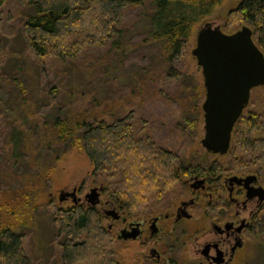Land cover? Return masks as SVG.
<instances>
[{
    "label": "rangeland",
    "instance_id": "obj_1",
    "mask_svg": "<svg viewBox=\"0 0 264 264\" xmlns=\"http://www.w3.org/2000/svg\"><path fill=\"white\" fill-rule=\"evenodd\" d=\"M239 3L240 0H224L213 15L198 24L190 37L186 55L172 64L182 71V78L178 80L169 74L160 42L146 40L155 10L153 0L131 4L124 9L120 25L123 34L119 38L121 45L115 44L118 39L115 37L102 47H87L77 58L67 61L55 56L40 58L30 49L25 22L34 14L31 6L17 0H9L0 6V228L28 221L31 215L33 204L28 205L24 199H11L14 191L21 188L31 193L42 185V179L34 175L20 180L21 174L27 173L28 161H17L16 153L12 151L17 138L13 137L14 131H23L21 135L30 134L34 139L35 142L29 141L26 147H29L27 156L32 163L39 157L36 163L46 164V170L53 167L50 170V189L40 194L39 198L32 197L37 200L36 204L42 206L37 224L30 226L31 229H23V247L30 264H62L63 235L57 234L52 220L62 209L75 205L71 199L59 201L61 190L77 185L78 194L84 197L91 188L102 189L104 185L103 176L95 170L79 144L66 152L56 138L47 137L50 133L45 126H50L56 116L95 123L130 116L137 139L150 138L158 147L176 152L180 162L184 158L186 163L205 162L203 164L207 165L218 162L224 163L223 168L230 169L233 174L247 172L232 170L231 166H227V156L209 153L201 144L204 137L202 104L206 90L202 67L192 52L197 45L198 31L206 22L220 25L225 33L236 32L244 26V23L237 24L229 18L231 10ZM17 82L28 88V103L23 114L19 110L15 114V110L8 108V105L16 107V102L20 105L23 101L19 87L15 86ZM199 106V114L193 112ZM252 112L264 114V85L252 92L244 115ZM16 126H21V131ZM39 133L41 136L38 139ZM49 141L54 142L55 155L62 154L57 162L48 160L46 150L42 149ZM37 144L39 149H35ZM101 192L102 206L95 208L102 215L103 225L109 228L113 221L103 210L109 199L103 195V190ZM190 197L186 177L180 175L169 190H156L129 214L132 218H140L167 211L174 213L180 202ZM83 206L89 208L90 204ZM203 206L204 200L200 198L196 207L191 209L193 218L183 220L174 228L171 226L172 219L160 223L159 236L167 239L165 248L177 251V264H190L191 258L197 255L188 239L199 233V227L204 225ZM110 236L111 242L108 241L107 245L111 251L109 261L104 263L91 255L75 264H153L144 262L141 256L143 240L123 242L114 232ZM248 236L249 246L237 264H257L254 262L261 257L259 250L262 249L264 254V232L255 229V233ZM84 238H88L86 233L81 240Z\"/></svg>",
    "mask_w": 264,
    "mask_h": 264
},
{
    "label": "trees",
    "instance_id": "obj_2",
    "mask_svg": "<svg viewBox=\"0 0 264 264\" xmlns=\"http://www.w3.org/2000/svg\"><path fill=\"white\" fill-rule=\"evenodd\" d=\"M8 1L0 0V6ZM17 1L34 9V14L25 22L26 39L30 49L40 58L55 56L67 61L77 58L87 47H102L115 37H118L115 44L121 45L119 38L123 34L120 25L124 9L131 4H141L144 0ZM153 1L155 10L150 19V35L146 40L160 42L169 74L178 80L182 78V71L172 64L179 62L186 55L195 28L204 19L213 15L224 0ZM229 18L231 22L244 23L251 27L253 39L264 53V0H240L238 7L231 10ZM15 86L19 87L18 91L20 96H23V101L20 105L16 102V107L8 105V108L15 110V114L17 110L23 114L28 103V88L18 82ZM200 110L199 106L193 112L199 114ZM20 127L15 128L21 131ZM45 128L50 133L47 137L56 138L61 146L65 147L66 152L79 144L95 170L103 176V195L119 207L127 208L129 212H133L143 201H147L156 190H169L179 180L181 174L185 176L194 169L203 171L205 167L218 169L225 166L224 163L218 162L207 165L203 164L205 162H193V165H190L191 163H186L185 158L180 162L176 152L158 147L155 142L149 140L150 138L137 139L133 134L130 116H121L112 122L101 120L96 123L84 119L74 120L68 116L64 118L56 116L51 125L46 124ZM21 133L14 131L13 137L17 138L13 142L12 150L16 153L17 161H28L27 173L21 174L20 180L24 181L28 176L34 175L42 179V185L34 188L35 191L31 193L21 188L14 191L11 199H24L28 201V205H33L28 221L0 228V264L31 263L24 252L23 229L35 227L42 208L32 197L39 198L40 194L51 187L49 178L53 167L50 166V170H46V164L36 163L39 157H36L33 163L30 157L28 159L29 147H26L29 141L34 139L30 134ZM40 136L41 133L38 139ZM53 143L46 142L42 149L46 150L45 156L48 160L53 159L57 162L62 154L55 155ZM39 146L37 144L35 149H39ZM225 156L228 158L227 166H231L232 170H241L239 172L264 170V114L252 112L245 116L243 112L235 125L231 147ZM20 180H17V183H20ZM52 221L57 234L63 235L62 264H75L91 255L104 263L105 260L109 261L111 251L107 245L111 242V231L103 225L102 215L95 207L71 206L62 209ZM259 228L264 232V217L259 223ZM84 233L88 238L81 240ZM259 252L258 255L261 256L258 259L259 263L257 261L254 263L262 264L263 250L260 249Z\"/></svg>",
    "mask_w": 264,
    "mask_h": 264
},
{
    "label": "flooded vegetation",
    "instance_id": "obj_3",
    "mask_svg": "<svg viewBox=\"0 0 264 264\" xmlns=\"http://www.w3.org/2000/svg\"><path fill=\"white\" fill-rule=\"evenodd\" d=\"M190 165H193V162ZM233 176L253 177L248 184L245 181L239 184L236 180L231 181ZM185 177L191 197L182 200L174 213L167 211L164 214H148L144 217L132 218L127 208H121L110 200L106 201L103 210L113 221L109 226V230L116 233V237L123 242L143 240L144 248L141 251V256L144 262L177 264L175 262L177 251L165 248L167 239L159 236L161 234L160 223L172 219L171 226L174 228L183 220L192 219L191 209L196 207L201 198L204 200L202 212L204 225L199 227V233L188 239V241L191 240L190 244H192V248L197 254L194 255L193 259L191 258L192 262L190 264L239 263L249 246L248 235L254 234L255 229L260 231L259 223L264 217V198H261L264 189V170L259 169L256 172L233 174L223 167L218 169L205 167L203 171L194 169ZM62 190L63 196L66 197L63 202L71 199L74 205L88 203L84 197L78 194L77 185ZM75 190L76 199L73 195L71 196V193ZM102 190L103 188L99 190L101 195ZM187 202L189 204H186ZM101 203L102 200L98 205L102 206ZM109 210H115L119 214V218L108 215ZM185 213L191 214V218L184 216ZM134 230L138 231L137 237L124 238V235L130 234Z\"/></svg>",
    "mask_w": 264,
    "mask_h": 264
},
{
    "label": "water",
    "instance_id": "obj_4",
    "mask_svg": "<svg viewBox=\"0 0 264 264\" xmlns=\"http://www.w3.org/2000/svg\"><path fill=\"white\" fill-rule=\"evenodd\" d=\"M192 52L202 67L206 90L201 144L208 152L225 155L230 150L235 125L250 102L252 90L264 85V53L255 43L251 27L244 25L234 33H225L220 25L212 22H206L199 29L197 45ZM252 177L233 176L231 181L248 184ZM99 190L91 188L84 196L92 206L101 201ZM63 194L62 190L60 202L66 198ZM72 195L76 199V190ZM261 198H264V189ZM107 214L119 218L115 210ZM184 216L191 218L189 213ZM137 235L138 231L134 230L124 238Z\"/></svg>",
    "mask_w": 264,
    "mask_h": 264
}]
</instances>
